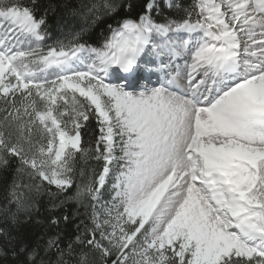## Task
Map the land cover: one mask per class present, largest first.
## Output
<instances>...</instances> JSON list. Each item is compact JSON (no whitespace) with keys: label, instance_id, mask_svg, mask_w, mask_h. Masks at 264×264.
<instances>
[{"label":"snow or ice","instance_id":"snow-or-ice-1","mask_svg":"<svg viewBox=\"0 0 264 264\" xmlns=\"http://www.w3.org/2000/svg\"><path fill=\"white\" fill-rule=\"evenodd\" d=\"M163 3L183 15L157 21L161 6L147 0L97 46L80 33L42 46L48 10L0 0V172L17 161L0 204V258L264 264V0ZM132 7L96 0L71 11L92 26ZM92 117L94 147L82 136ZM89 159L99 171L80 166ZM45 193L50 211L69 200L84 208L73 239L21 233Z\"/></svg>","mask_w":264,"mask_h":264},{"label":"trees","instance_id":"trees-1","mask_svg":"<svg viewBox=\"0 0 264 264\" xmlns=\"http://www.w3.org/2000/svg\"><path fill=\"white\" fill-rule=\"evenodd\" d=\"M37 2L40 5L41 12L48 10V35L45 37L42 46L52 45L57 41H66L67 39H70L75 33L81 34V43L97 46L102 40L103 35L106 34V27L108 24L113 23L114 20L118 19L122 15H137L141 11L142 6L147 3V0H124L125 4L131 3L133 7L128 10L122 8L120 13L113 16L103 17L100 21L92 26H87L88 22L91 20V17H85L81 14H72L71 10L79 9L81 12H83L85 11L83 6L95 3L96 0H37ZM158 3L161 6L162 13H153L154 18L157 21H162L165 16L178 19L183 15V12L175 7L171 9L165 8L163 0H158ZM191 3L192 0H173V4H179L182 7H187ZM82 28L84 29L83 32H81ZM2 115L3 113H0V116ZM82 136L85 142L91 141V146L94 147L95 141L99 136V124L94 117L90 118L88 126L82 130ZM85 146L87 147L88 144L86 143ZM102 163V161L89 159L87 164H84L82 161H80V166H83L86 169L95 168L97 171H99L102 167ZM16 166L17 161L15 158H13L10 161L9 169L7 171L0 172V204L4 203L3 197L6 194L8 185L12 181ZM47 187L48 186L45 183V188ZM74 190V188L69 190V192L65 195H72ZM51 191H56L55 186H52ZM63 198V196H60L58 199ZM38 200L39 211L34 213L33 219L29 221L27 225H23L20 229L25 239L29 243H32L38 236H47L53 232L62 233L65 242L73 239L77 234L76 225L80 222V220L85 219V217L82 215L84 208L80 207L76 201L69 200L63 206L55 209L54 211H50L49 197L46 193L41 195ZM77 213H79V215ZM64 215L69 217L68 222L61 220L58 226L49 225L48 222L50 217H62ZM37 221L40 223H37ZM0 264H16V262L9 256L7 260L0 258Z\"/></svg>","mask_w":264,"mask_h":264},{"label":"rangeland","instance_id":"rangeland-1","mask_svg":"<svg viewBox=\"0 0 264 264\" xmlns=\"http://www.w3.org/2000/svg\"><path fill=\"white\" fill-rule=\"evenodd\" d=\"M172 2H173V0H172ZM146 62H148V63H154V59L152 58V57H148L147 59H146ZM143 74H146L148 77H151L150 76V74H148V73H143ZM147 76H145L146 78H147ZM152 77H154L155 78V75H153ZM146 78L145 79H143L141 82L142 83H147L148 81H146ZM157 78V77H156ZM155 78V79H156ZM149 84V86H156L155 84H152V83H148ZM118 155H119V153H117ZM108 197H107V194L105 195V199H107Z\"/></svg>","mask_w":264,"mask_h":264},{"label":"bare ground","instance_id":"bare-ground-1","mask_svg":"<svg viewBox=\"0 0 264 264\" xmlns=\"http://www.w3.org/2000/svg\"><path fill=\"white\" fill-rule=\"evenodd\" d=\"M177 63H179V64H183L184 63V60L183 59H180V60H177L176 61ZM142 75H144V76H147L146 74H143L142 73ZM153 75H155V74H150V80L148 79V76H147V78H146V81H148L147 83H152V84H155L154 82L156 81V75H155V78L154 77H152ZM142 81V80H141ZM142 83V82H141ZM156 85V84H155ZM157 86V85H156Z\"/></svg>","mask_w":264,"mask_h":264}]
</instances>
